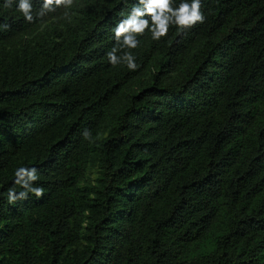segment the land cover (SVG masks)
Returning a JSON list of instances; mask_svg holds the SVG:
<instances>
[{
	"label": "trees",
	"instance_id": "obj_1",
	"mask_svg": "<svg viewBox=\"0 0 264 264\" xmlns=\"http://www.w3.org/2000/svg\"><path fill=\"white\" fill-rule=\"evenodd\" d=\"M133 3L73 0L67 17L28 23L0 0V264H264V0H202L203 24L160 41L146 30L124 50L136 71L106 56ZM98 147L85 205L76 183ZM19 167L38 170L42 198L8 203ZM220 225L212 249L190 254Z\"/></svg>",
	"mask_w": 264,
	"mask_h": 264
},
{
	"label": "clouds",
	"instance_id": "obj_2",
	"mask_svg": "<svg viewBox=\"0 0 264 264\" xmlns=\"http://www.w3.org/2000/svg\"><path fill=\"white\" fill-rule=\"evenodd\" d=\"M14 2L16 10L19 11L28 23L43 22L49 13H55L59 8L66 9L64 16H68L69 9L73 5V0H43L39 9L34 6L33 0H5L4 7L11 9ZM127 3V0H124ZM202 0H180L178 5L175 0H135L131 10L126 14L121 12L124 17L113 29L115 44L106 53L108 63L113 67L126 65L131 71H136L139 65L136 56L132 51L125 49H137L141 40L140 37L146 32L151 33V38L160 41L167 37L170 27L177 28L178 31L188 30L198 23L205 22V15L202 11ZM10 25L0 24V30L7 31ZM120 53V54H118ZM82 136L91 139V133L84 129ZM15 184L23 190L17 192L16 189L9 188L6 198L9 204H15L18 200H27L29 193L37 199L43 197L45 189L34 186V182L39 179L38 170L35 167H19L15 171Z\"/></svg>",
	"mask_w": 264,
	"mask_h": 264
},
{
	"label": "rangeland",
	"instance_id": "obj_3",
	"mask_svg": "<svg viewBox=\"0 0 264 264\" xmlns=\"http://www.w3.org/2000/svg\"><path fill=\"white\" fill-rule=\"evenodd\" d=\"M55 23H48L46 26H42L39 30L42 33L43 37H48L52 35V29ZM5 51L8 55L15 54L16 52L21 51V45L17 44L15 47L7 45L5 47ZM139 84V81H135L133 84H130L107 106L105 111V119L103 123V127L99 133L98 139L101 140L106 134L110 127L116 121L117 115L120 113L121 109L124 105L129 101L131 93L136 89V86ZM23 157L21 154L17 159ZM100 149L94 148L89 152L87 166L83 172L82 177L77 181L76 187L83 192L84 203L87 205L91 198L92 194L90 193V189L92 186H95L98 183V179L101 174L100 168ZM83 221H82V229L79 232L75 243L70 247L75 251H80L83 249L85 245L84 240V231L87 224L88 212L85 209L82 213ZM222 225L215 226L212 230H210L199 242L193 244L189 251L190 254H197L201 252H207L214 247L216 236L221 232Z\"/></svg>",
	"mask_w": 264,
	"mask_h": 264
}]
</instances>
